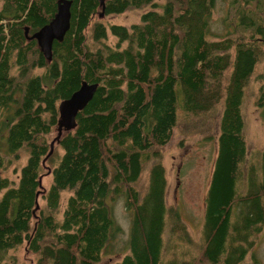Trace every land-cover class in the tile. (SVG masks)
<instances>
[{
	"label": "trees",
	"instance_id": "16d2710c",
	"mask_svg": "<svg viewBox=\"0 0 264 264\" xmlns=\"http://www.w3.org/2000/svg\"><path fill=\"white\" fill-rule=\"evenodd\" d=\"M69 1V27L47 59L29 36L52 19L58 0H0V264H13L10 251L20 247L29 264H98L120 230L112 216L120 195L130 232L114 264H261L252 249L264 230V144L248 152L243 103L258 69L254 103L264 105V16L243 6L233 28L217 35L209 28L217 0H104L103 14L149 5L130 25H107L100 0ZM82 81L97 87L74 126L56 136L61 150L49 154L58 104ZM218 105L195 240L166 201L160 148L179 110L195 116ZM22 148L27 159L12 181L2 173L5 155Z\"/></svg>",
	"mask_w": 264,
	"mask_h": 264
},
{
	"label": "rangeland",
	"instance_id": "374dc122",
	"mask_svg": "<svg viewBox=\"0 0 264 264\" xmlns=\"http://www.w3.org/2000/svg\"><path fill=\"white\" fill-rule=\"evenodd\" d=\"M239 1L234 0L232 3L230 0L216 1L209 22V28L212 33L223 35L227 30L233 28L232 18L235 11L241 10L243 6L248 9L247 4L241 3V6H239ZM157 2L162 3L163 0H157ZM251 2L255 5L254 14L264 16V8L260 5V2H264V0H251ZM148 7L149 5L142 8H129L120 13H104L100 17L107 25L110 23L130 25L132 22L138 21L142 11ZM98 11L100 12L101 10L99 9ZM108 37V43L112 44L116 41V37L111 33L108 34ZM95 45L97 46L98 44L95 42ZM263 66L264 56L258 68L261 69ZM257 70L248 78L249 81L247 80L246 96L243 103L244 132L249 153L261 149L264 144V105L258 106L254 103L260 82L257 77ZM220 114L221 105L215 106L208 113L195 116L184 115L179 110L177 124L172 131V135L167 143L160 148L168 179L166 201L168 204L173 205L180 217L186 221L188 230L195 240L199 239L201 235V225L204 217V194L216 156ZM55 133L56 129L54 127L50 137L52 138ZM56 136L57 134L52 139L53 149L59 151L61 148L57 143ZM5 156L6 169L2 173L8 175L12 181H17L20 167L27 159V151L22 148L15 157L8 154ZM49 172V168L42 170L41 185L44 188H47L51 181ZM146 179L147 173L144 171L141 181L144 183ZM68 193V191L63 192V201ZM40 194L42 195V193H39L38 202L42 204L44 201ZM112 216L120 226V230L113 236L114 239L111 245L104 249L103 257L98 264H114L128 248L126 240L130 232V214L124 205L122 195L118 196L114 201ZM23 250L24 248L20 247L18 250L10 251L12 255H15L13 264H21L22 260L24 264H29V260L23 255ZM252 253L261 264H264V230L258 236ZM11 260H3L2 264H10Z\"/></svg>",
	"mask_w": 264,
	"mask_h": 264
},
{
	"label": "water",
	"instance_id": "95a60500",
	"mask_svg": "<svg viewBox=\"0 0 264 264\" xmlns=\"http://www.w3.org/2000/svg\"><path fill=\"white\" fill-rule=\"evenodd\" d=\"M100 3L101 11L99 12V15L102 16L104 9V0H100ZM69 6V0H58L57 11L55 12L52 19L29 36L34 37L36 39L38 46L40 47L42 53L46 56L47 59H50L52 56L53 40H61L65 34V31L69 27ZM27 32L28 28L25 29L26 34ZM96 87V83H87L86 81H83L77 90H74L69 97L62 99L59 102V125L57 126V139L61 134V126H64L66 129L74 126L75 116L77 112L82 109L91 99ZM50 146L52 149L53 140ZM40 180L41 176L39 177V181Z\"/></svg>",
	"mask_w": 264,
	"mask_h": 264
},
{
	"label": "flooded vegetation",
	"instance_id": "af4514ba",
	"mask_svg": "<svg viewBox=\"0 0 264 264\" xmlns=\"http://www.w3.org/2000/svg\"><path fill=\"white\" fill-rule=\"evenodd\" d=\"M160 4V2H158ZM239 6H241V3H239ZM248 6V10H250L251 12L254 13L255 10V5L253 2H251V0H249V2L247 3ZM257 6V5H256ZM262 7V6H261ZM263 8V7H262Z\"/></svg>",
	"mask_w": 264,
	"mask_h": 264
},
{
	"label": "bare ground",
	"instance_id": "6f19581e",
	"mask_svg": "<svg viewBox=\"0 0 264 264\" xmlns=\"http://www.w3.org/2000/svg\"><path fill=\"white\" fill-rule=\"evenodd\" d=\"M79 87H80V86H79ZM58 125H59V122H58ZM60 129H61L62 131H66V130H67L64 126H61ZM52 150H53V147H52V149H51V147H50V152H49V154L52 153Z\"/></svg>",
	"mask_w": 264,
	"mask_h": 264
}]
</instances>
